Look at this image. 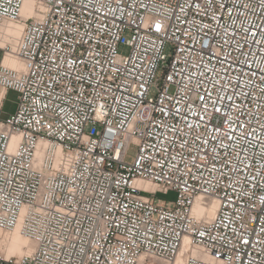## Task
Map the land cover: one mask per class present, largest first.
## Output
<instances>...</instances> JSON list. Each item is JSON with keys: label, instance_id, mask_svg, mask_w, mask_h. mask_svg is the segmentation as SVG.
<instances>
[{"label": "built area", "instance_id": "built-area-1", "mask_svg": "<svg viewBox=\"0 0 264 264\" xmlns=\"http://www.w3.org/2000/svg\"><path fill=\"white\" fill-rule=\"evenodd\" d=\"M24 1L0 230L33 247L1 264H264V0Z\"/></svg>", "mask_w": 264, "mask_h": 264}, {"label": "bare ground", "instance_id": "bare-ground-1", "mask_svg": "<svg viewBox=\"0 0 264 264\" xmlns=\"http://www.w3.org/2000/svg\"><path fill=\"white\" fill-rule=\"evenodd\" d=\"M31 11H32V2H30L29 0L24 1L22 8H21V16L27 17L28 15L31 14ZM23 27H24V23L21 21H14V22L6 21L1 26L0 31L4 33L3 34L4 40H15L22 32ZM0 46H1V43H0ZM4 63L12 67H15L18 65L17 62H15L14 60L7 59V58L4 59ZM2 92H4V90ZM2 92L0 93V97L2 96ZM150 188L153 189L154 187L150 186ZM215 208H216V202H213L209 206V208L206 209V211H204L203 208L199 204H195L194 212L196 214H202L204 211V214L206 215V217L210 219L214 215ZM15 230L17 231L18 228L16 227L12 232H14ZM17 232L19 233V231ZM17 232L16 233L14 232L15 235H13V239H12L13 242H10L7 252L9 253L21 252L22 254L26 251H29L33 247V242L28 240L27 238H25L19 233L20 236L24 237L23 239L20 238ZM4 238H5V233L2 230H0V246L2 245L3 243L2 241L4 240ZM22 244L24 245L22 246ZM25 246L27 248H24ZM10 255L6 254V257L5 256L3 257H5L6 259H9L11 257ZM181 261H182V256L181 254H179L176 260V264H179Z\"/></svg>", "mask_w": 264, "mask_h": 264}, {"label": "rangeland", "instance_id": "rangeland-1", "mask_svg": "<svg viewBox=\"0 0 264 264\" xmlns=\"http://www.w3.org/2000/svg\"><path fill=\"white\" fill-rule=\"evenodd\" d=\"M1 45H3L2 42H1ZM124 51H125V49L122 50V52H124ZM0 56H1V50H0ZM2 91H3V89H1V87H0V93ZM16 96H17L16 92L13 91V90H10V89H8L4 93V96L0 99V104L2 103V108L1 109L4 112L8 113V112H11L12 109H14L15 101H16ZM89 129H90V126L87 127L86 131H89ZM132 153H133V150L130 149V151H129V156L130 157H131ZM155 199L156 200H162V201H164V200L165 201L173 200L174 199V192L171 191V192H168L167 194L157 193L155 195ZM17 231L15 230L14 232L16 233ZM3 232L5 233V238L2 241L3 242L2 245L0 246V255L5 256V257H6V254L7 255H10L11 254L10 255L11 257L20 255L21 252H16V253H9V252H7V249L9 247L10 242H13L12 239H13V235H15V233L12 232V231H11L12 233L11 232H5V231H3ZM17 234L19 235L18 232H17ZM19 237L22 238V239L24 238V237H22L20 235H19ZM23 245L24 244H22V246ZM6 264H8V263H6ZM9 264H13V263H9Z\"/></svg>", "mask_w": 264, "mask_h": 264}, {"label": "crops", "instance_id": "crops-1", "mask_svg": "<svg viewBox=\"0 0 264 264\" xmlns=\"http://www.w3.org/2000/svg\"><path fill=\"white\" fill-rule=\"evenodd\" d=\"M0 60H1V56H0ZM7 91V90H6ZM5 90H4V92H2V96L0 97V99L4 96V93L6 92ZM16 102V101H15ZM0 107L2 108V103L0 104ZM15 107V106H14ZM14 109H12V111H13ZM11 111V112H12ZM11 112H8V113H6V112H4L2 109H1V114H2V116H5V115H7V114H9V113H11ZM7 253V252H6ZM0 264H1V262H0Z\"/></svg>", "mask_w": 264, "mask_h": 264}]
</instances>
